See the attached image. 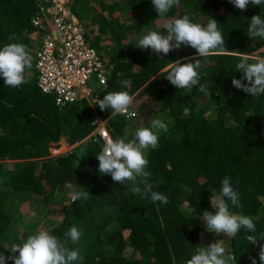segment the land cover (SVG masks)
Segmentation results:
<instances>
[{
    "label": "trees",
    "instance_id": "obj_1",
    "mask_svg": "<svg viewBox=\"0 0 264 264\" xmlns=\"http://www.w3.org/2000/svg\"><path fill=\"white\" fill-rule=\"evenodd\" d=\"M38 7V0H0V47L19 42L35 53L28 42L34 29L28 28ZM69 8L82 23L86 42L101 48L94 36L106 38L111 50L104 57L111 67L107 84L92 89L93 106L57 107L37 88L34 72L26 69L27 82L15 88L0 77V253L18 255L7 251L10 245L31 235L33 222L22 221L25 210L37 216L52 206L60 219L48 232L62 240L71 226L83 233L73 246L83 255L77 264H184L201 245L204 223L198 216L213 211L210 198L228 176L241 204L230 205V211L249 216L256 226V232L241 228L230 238L228 252L236 264L253 259L261 264L264 240L251 242L248 236L264 234V94L249 96L231 80L242 78L235 68L241 54L264 56V39L247 33L252 15L264 18V3L241 11L229 0H180L164 17L151 0H70ZM184 14L204 26L215 19L225 40L223 50L199 58L204 65L198 70L200 83L207 85V93L198 86L177 89L164 78L170 62L198 56L195 49L182 45L164 55L137 47L141 35H163L164 23ZM13 34L19 39L9 40ZM121 80L128 85L122 87ZM112 91L133 97L128 109L133 117L99 109L98 99ZM185 106L191 110L187 116ZM94 115L108 120L112 139L123 137L132 119L136 126H149L155 118L169 124L159 147L146 152L152 190L166 195L167 204L141 198L99 173L96 156L102 146L85 140ZM63 147L74 149L53 152ZM84 188L87 199L67 197Z\"/></svg>",
    "mask_w": 264,
    "mask_h": 264
},
{
    "label": "clouds",
    "instance_id": "obj_2",
    "mask_svg": "<svg viewBox=\"0 0 264 264\" xmlns=\"http://www.w3.org/2000/svg\"><path fill=\"white\" fill-rule=\"evenodd\" d=\"M229 2L237 9L244 11L249 5L260 6L264 0H229ZM179 3L180 0H151L154 10L160 17H164ZM38 4V14L34 17L43 19L40 14V6L47 5V3L45 0H38ZM67 4L69 7L70 0H67ZM76 19L83 29L82 23L77 17ZM248 21V36L264 39V18L261 15H252ZM42 23L45 24L44 21ZM32 27L34 30L30 34L29 40L35 46L41 40V32L38 30L41 28H36L33 25ZM162 29L165 30L163 35L161 31H149L147 34L141 35L138 38L137 47L141 50L149 49L156 54L163 53L164 55L181 48L182 45L195 49L198 56L179 58L170 62L164 78L177 89L191 90L194 86H198L200 93H207V85L200 83L201 76L198 70L204 65L199 58H206L216 50H223L225 40L218 29L217 21L210 17L204 26L194 22L188 14H184L181 17L168 19ZM18 39L15 34L9 36V40ZM92 42L94 44V39ZM88 44L93 46L91 43ZM100 55L104 60L105 56L101 53ZM32 59L33 57L22 43H8L0 47V77L3 78L4 85L15 88L25 84L27 82L25 71L32 68ZM235 68L243 74L241 79L233 78L231 80L236 89L242 90L252 97H259L264 94V56L250 57L247 54H241ZM119 83L122 87H126L129 81L121 80ZM95 88L94 85L92 89ZM90 102L91 98L89 105L93 106ZM80 103L87 102L75 104ZM132 103L133 97L127 91L108 92L102 99H98V107L101 111L111 109L114 114L127 113ZM190 111V108L186 106L182 108L185 116L189 115ZM168 131L169 124L163 119L155 118L151 120L149 126H137L134 131L125 136L108 139L107 143L104 144L98 137H91V133L85 140L93 139L102 146V151L98 152L96 156L100 174L110 175L112 181L127 187L134 194H139L141 198L147 197L153 203L159 201L167 204L168 197L166 195L152 190L153 185L149 182L151 173L146 171L148 166L146 152L150 148H158L160 134ZM72 149L74 148H70V151ZM220 184L219 194L210 198L213 211L204 210L202 215L198 216V219L203 221L206 230L217 234L223 233L228 238L236 236L241 228L249 232H256V226L249 216L234 214L230 211V205L235 208L241 207L239 194L234 190L230 177L225 176ZM89 195V191L85 189L73 193L71 198L75 202L80 198L87 199ZM82 235L83 233L77 226H71L64 234L65 239L63 240L48 231L37 230L23 242L10 245L7 251L10 254L18 253V255L6 257L0 253V264H6L7 260H11L12 264H77L83 260V255L79 247L73 246L78 245ZM257 238L264 240V234L257 237L248 236L251 242ZM224 242V240H218L209 243L206 247L199 245L195 253L191 254L184 264H236V256L226 251ZM259 259L261 264H264V243L260 244ZM252 264H256L255 259L252 260Z\"/></svg>",
    "mask_w": 264,
    "mask_h": 264
},
{
    "label": "built area",
    "instance_id": "obj_3",
    "mask_svg": "<svg viewBox=\"0 0 264 264\" xmlns=\"http://www.w3.org/2000/svg\"><path fill=\"white\" fill-rule=\"evenodd\" d=\"M45 1L47 5L40 6L43 19L36 16L31 20L34 27L41 28L38 29L41 40L34 53L36 86L42 94L52 96L57 107L89 103L92 78L96 88H104L111 67L97 49L86 42L83 29L68 7L67 0ZM121 115L134 116L129 110ZM107 123V119L95 115L90 136L107 143L108 139H112Z\"/></svg>",
    "mask_w": 264,
    "mask_h": 264
},
{
    "label": "rangeland",
    "instance_id": "obj_4",
    "mask_svg": "<svg viewBox=\"0 0 264 264\" xmlns=\"http://www.w3.org/2000/svg\"><path fill=\"white\" fill-rule=\"evenodd\" d=\"M156 27L159 29L160 28V22L157 23ZM29 30H33V27L32 26H29L28 28ZM147 34V33H146ZM95 38H98L100 39V43L102 45V47H98L96 46L97 48V51L99 52V54L101 53L103 56H107L111 51V50H108V48H106V41L105 40L106 38H102L101 39V36L99 34L95 35L94 36ZM30 43V48H32L33 50L35 48H37V45L38 43L34 46L33 44H31L32 42L29 40L28 41ZM94 42H95V39H94ZM95 47V46H94ZM31 50V49H30ZM29 50V54L33 57L32 59V68L31 69H27L29 71H32L34 72V74H36L35 72V54L33 53V51H30ZM95 81L93 80L92 78V82L89 84L90 88H92L95 84ZM96 90V88H95ZM136 119H132L130 120V122L128 123V126H127V130L125 131V134H128L130 133L131 131H134L135 128H136ZM67 148H62V150H60L59 153H65ZM57 153V154H59ZM68 189L70 191H72V188L68 187ZM72 194H67V197L68 196H71ZM69 198V197H68ZM39 207L41 208V206L39 205ZM40 213V212H39ZM22 221L24 222V224L26 222L30 223V222H33V225H34V229L30 230L29 231V234H33L35 233L37 230H45V231H48L50 228H51V223L52 222H55L56 220H59L60 217L58 216V212H56V209L55 207H52V206H49L45 209H41V214L37 216L35 215V212H33V210H25L23 215H22ZM212 236V238L209 240V237ZM218 240H224V247L226 249V251L228 252V244L230 242V238H228L225 234L223 233H213V232H210V231H207L206 228H205V225L203 227V231H202V234H201V245L203 246H207L209 243H213V242H216Z\"/></svg>",
    "mask_w": 264,
    "mask_h": 264
},
{
    "label": "bare ground",
    "instance_id": "obj_5",
    "mask_svg": "<svg viewBox=\"0 0 264 264\" xmlns=\"http://www.w3.org/2000/svg\"><path fill=\"white\" fill-rule=\"evenodd\" d=\"M60 150H62V148L61 149H58V150H53V152L54 153H57V152H60Z\"/></svg>",
    "mask_w": 264,
    "mask_h": 264
},
{
    "label": "crops",
    "instance_id": "obj_6",
    "mask_svg": "<svg viewBox=\"0 0 264 264\" xmlns=\"http://www.w3.org/2000/svg\"><path fill=\"white\" fill-rule=\"evenodd\" d=\"M98 40H100V39H98ZM95 42H97V40H95ZM98 43V42H97ZM66 148V147H65Z\"/></svg>",
    "mask_w": 264,
    "mask_h": 264
}]
</instances>
